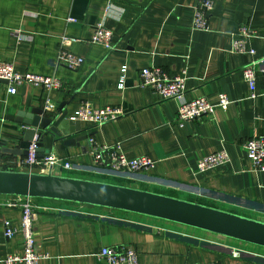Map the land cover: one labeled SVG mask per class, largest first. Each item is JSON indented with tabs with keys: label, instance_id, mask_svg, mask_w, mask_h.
<instances>
[{
	"label": "crops",
	"instance_id": "obj_1",
	"mask_svg": "<svg viewBox=\"0 0 264 264\" xmlns=\"http://www.w3.org/2000/svg\"><path fill=\"white\" fill-rule=\"evenodd\" d=\"M212 1L209 29L198 30L193 18L201 0H0V60L21 72L57 76L63 83L52 91L22 85L12 94L8 83L0 82V166L14 167L24 157L5 150L19 147L27 128L20 120L34 108L45 109L47 98L55 104L51 111L67 112L68 117L83 101L119 106L123 116L99 127L80 122L82 131L73 137L88 134L99 144H119L130 158L149 155L156 166L148 172L104 174L96 169L89 139L67 144L47 132L45 149L74 164L72 170L56 173L69 171L264 220V173L252 170L241 147L264 135V96H250L242 73L253 59L263 61L257 90L264 92V0ZM99 22L113 31L114 50L91 42ZM243 24L257 32L251 40L253 56L232 50L234 34ZM62 35L77 39L67 47L84 57L80 68L57 64ZM153 65L172 75L187 70L186 100L206 97L217 103L225 93L232 102L227 109L217 107L212 116L180 126L179 101L162 99L139 84L140 70ZM222 148L230 155L227 166L195 172L200 158ZM55 202L65 212L36 213L38 249L50 256L39 264H108L98 257L105 246H133L139 264H264L261 246L120 210ZM5 220L18 228L12 238L4 234ZM19 228L20 210L0 208V264L7 255L22 252ZM236 247L251 253L234 257Z\"/></svg>",
	"mask_w": 264,
	"mask_h": 264
},
{
	"label": "built area",
	"instance_id": "obj_2",
	"mask_svg": "<svg viewBox=\"0 0 264 264\" xmlns=\"http://www.w3.org/2000/svg\"><path fill=\"white\" fill-rule=\"evenodd\" d=\"M212 0H201L196 6L193 18V28L198 30H208V14L213 9ZM74 18H69L73 21ZM257 32L249 25L243 24L234 34L232 50L237 53H248L252 56L255 50L251 46V40ZM77 39L67 35L61 36V48L57 56V64H63L70 69H78L84 63V57L74 53L67 46L76 42ZM92 43L101 44L109 50H114L113 31L103 23L97 24L96 30L91 38ZM263 61L253 59L242 68L244 79L248 82L252 98L264 96L257 90V72L261 69ZM127 65L122 66L118 86L124 87ZM141 86H149L162 99H176L179 101L176 120L180 126L188 122L200 119L204 116H212L216 108L227 109L232 102L227 94L219 96V101L213 103L206 97H197L190 100L185 99L187 91V70L180 74L172 75L160 66L144 67L139 72ZM0 79L8 81V92L16 93L17 87L22 85H33L43 87L47 90H59L63 87L62 81L54 75L38 74L35 72L18 71L14 64L9 61L0 60ZM55 108L54 102L50 98L45 101V109ZM124 110L119 106L105 105L96 107L90 102L83 101L70 118L102 126L104 123L113 121L123 116ZM90 153L96 169L101 173H138L151 171L156 166V161L149 155L130 158L125 154L119 144H99L93 136L88 138ZM41 137L36 133L28 148V155L21 158L15 164L19 170L38 172H57L59 169L72 170L74 164L67 159L61 158L54 152L45 153L39 157L38 148ZM246 157L252 164V170L264 173V135L253 136L247 139L241 146ZM230 162V155L225 148L214 153L204 155L197 162L196 173H203L208 170L227 166ZM43 201L44 203H41ZM46 201V203H45ZM55 201L32 198L16 195H0V208H18L20 210V228L22 234V252L11 253L5 258V264H39L40 260L49 258L47 253L38 249L34 230L36 213L39 210H55L60 213L65 212ZM4 234L7 238H12L18 231L9 220L3 222ZM250 251L246 249L233 248L232 255L240 256L241 252ZM101 260L108 264H139V254L133 246L103 247L98 253ZM206 264H223L219 261H212Z\"/></svg>",
	"mask_w": 264,
	"mask_h": 264
},
{
	"label": "water",
	"instance_id": "obj_3",
	"mask_svg": "<svg viewBox=\"0 0 264 264\" xmlns=\"http://www.w3.org/2000/svg\"><path fill=\"white\" fill-rule=\"evenodd\" d=\"M0 82L8 83L0 79ZM20 120L27 126L18 148L6 152L27 156L34 136L39 134L38 155L47 149L44 137L48 132L67 144L86 140L89 135L73 137L82 131L81 123L44 108H34ZM0 195L42 198L120 210L157 218L167 222L210 232L230 239L264 247V220L224 210L156 191L56 172H38L0 167Z\"/></svg>",
	"mask_w": 264,
	"mask_h": 264
},
{
	"label": "trees",
	"instance_id": "obj_4",
	"mask_svg": "<svg viewBox=\"0 0 264 264\" xmlns=\"http://www.w3.org/2000/svg\"><path fill=\"white\" fill-rule=\"evenodd\" d=\"M0 167L1 168H6L5 166H0ZM7 168L15 169V166L14 167L13 166L12 167L10 166V167H7Z\"/></svg>",
	"mask_w": 264,
	"mask_h": 264
},
{
	"label": "rangeland",
	"instance_id": "obj_5",
	"mask_svg": "<svg viewBox=\"0 0 264 264\" xmlns=\"http://www.w3.org/2000/svg\"><path fill=\"white\" fill-rule=\"evenodd\" d=\"M64 174H65V175H67V174H68V175H72V174L69 173V171L64 172ZM72 176H73V175H72ZM257 248H258V247H257ZM246 250H248V249H246Z\"/></svg>",
	"mask_w": 264,
	"mask_h": 264
}]
</instances>
